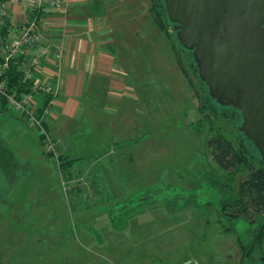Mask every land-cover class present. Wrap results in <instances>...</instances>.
I'll return each instance as SVG.
<instances>
[{
	"label": "rangeland",
	"instance_id": "1",
	"mask_svg": "<svg viewBox=\"0 0 264 264\" xmlns=\"http://www.w3.org/2000/svg\"><path fill=\"white\" fill-rule=\"evenodd\" d=\"M122 2L132 4L133 24L131 32L127 30H131L130 26L121 27L118 37L122 44L132 45V48V40L138 39L136 48H139L132 65L118 59L121 68L129 71L139 88L138 105L128 110L123 131L131 128L132 133H139L138 139L144 140L145 145L155 147L147 164L143 161V167L140 160L133 162L136 169L131 171L127 197L138 191V201L130 199L128 204L133 208L129 212L121 208L116 213L138 214L147 207V213L137 219L151 225L153 233L147 235L150 241L143 240L145 242L136 245L138 249L128 252L144 254L148 252L144 248L152 245L155 250L151 251L152 246L147 250L155 254L156 264H251V257H242V248L248 247L263 221L257 216H253V220L243 216L229 219L221 211L216 186H224L227 192L225 184L233 180L212 162L206 148L207 136L217 132L235 149H241L245 160L250 159L244 153L247 147L251 151L250 144L238 129L239 111L232 105H220L207 98L188 53L180 50L174 39L171 42L165 39L155 25L146 20L148 8L152 6L149 0ZM146 61L148 69L142 67ZM151 63L162 67L165 82ZM156 87L161 89L156 90ZM23 130L37 133L43 154L50 157L54 165H61V160L55 161L45 150L44 138L35 126L9 109L0 110V264H61L67 254L73 258L75 253H80L75 259H81L87 253L85 243L89 241L104 242L106 238L111 241L110 235L104 232L111 229L114 222L104 216L107 203L100 205L102 210L96 212L103 217L93 221L88 214L90 226L85 228L91 231L88 234L81 232L84 223L76 217L72 199L65 197L66 208L61 201L50 202L55 197L51 187L47 190L45 185L42 187L43 209L40 210V204L34 200L39 172L25 160L34 155L24 151L25 146H34V139L19 134L24 133ZM48 132L53 139L51 133L54 132L49 129ZM252 153L257 162V154ZM44 182L50 183V180ZM59 184L66 195L70 188L63 175ZM142 200H146L145 205ZM183 222L190 229L183 228ZM126 236L125 240L133 237L132 234ZM71 243L79 244L78 249L72 250ZM109 257L116 261L113 256ZM252 258H257V254Z\"/></svg>",
	"mask_w": 264,
	"mask_h": 264
},
{
	"label": "crops",
	"instance_id": "2",
	"mask_svg": "<svg viewBox=\"0 0 264 264\" xmlns=\"http://www.w3.org/2000/svg\"><path fill=\"white\" fill-rule=\"evenodd\" d=\"M61 2L62 7L58 10L42 11L38 39L46 48L39 77L53 89L55 102L47 116V123L50 132H54L51 134L61 153V165L57 163L60 168L43 154L37 133H25V130L19 133L34 139V146L24 147L26 153L34 155L25 158L26 162L30 167L33 166L35 172H39L38 179H35L34 200L40 204V210L43 209L41 193L44 185L46 190L51 187L55 191L51 203L61 201L64 207L65 197L72 199L76 205V217L84 223V230H81L84 234L91 233L85 229L90 226L88 214L93 221L103 217L96 212L102 210L100 205L108 204L104 216L114 219V222L111 223V229L104 232L110 235L111 241L109 238L104 242L89 241L85 243L87 253L81 259H75L80 253L74 252L73 258L65 255L61 264H156L155 254L147 250L152 245L144 248L148 251L144 254L129 253L133 248L138 249L136 245L145 242L143 240H149L147 235L153 233L148 221L143 224L137 219L147 213V207L138 214H116L121 208L126 211L133 208L128 204L132 198L139 199L138 191L127 197V188L132 180L131 171L136 169L133 162L140 160V166L143 167V161L147 164L148 156L155 152V147L145 145L144 140L138 139L139 133H132L131 128L123 131L128 110L137 106L139 101L138 83L130 78L129 71L121 68V62L118 61L121 59L132 65L139 53V48H136L138 39L132 40V48V45L122 44L118 37L122 31L119 29L124 25L130 26L131 30H127L132 31V4L122 0ZM8 5L11 9L10 22H21L28 16L11 1H8ZM154 66L165 82L162 67L151 63V67ZM142 67L149 68L147 61ZM160 89L156 87V90ZM0 110H5L2 103ZM62 175L70 188L66 195L59 184ZM45 180H50V183ZM145 201L141 203L145 205ZM183 224V228L190 229ZM130 234L133 237L125 240L128 238L126 235ZM78 245L71 243L70 248L78 249ZM151 248V251L155 250L154 246ZM109 256L116 258V261Z\"/></svg>",
	"mask_w": 264,
	"mask_h": 264
},
{
	"label": "water",
	"instance_id": "3",
	"mask_svg": "<svg viewBox=\"0 0 264 264\" xmlns=\"http://www.w3.org/2000/svg\"><path fill=\"white\" fill-rule=\"evenodd\" d=\"M164 7L210 97L239 110L238 129L264 160V0H164Z\"/></svg>",
	"mask_w": 264,
	"mask_h": 264
},
{
	"label": "built area",
	"instance_id": "4",
	"mask_svg": "<svg viewBox=\"0 0 264 264\" xmlns=\"http://www.w3.org/2000/svg\"><path fill=\"white\" fill-rule=\"evenodd\" d=\"M8 1L28 16L21 22H10ZM61 7V0H0V97L6 109L36 127L44 138L45 150L55 161H58L59 152L45 126L55 101L52 86L39 77L46 48L38 39L42 11ZM19 61L22 62L21 76L12 87L7 73L11 63Z\"/></svg>",
	"mask_w": 264,
	"mask_h": 264
},
{
	"label": "trees",
	"instance_id": "5",
	"mask_svg": "<svg viewBox=\"0 0 264 264\" xmlns=\"http://www.w3.org/2000/svg\"><path fill=\"white\" fill-rule=\"evenodd\" d=\"M151 7L148 8L149 20L151 25L155 27L163 34L164 38L171 42L177 43L180 50L188 53L193 64L196 75L197 64L192 58L191 51L184 49L176 39L175 32L172 30V24L167 18V14L164 7V0H149ZM22 62L11 63L7 78L10 86H14L17 83V79L21 76L20 66ZM200 84L202 85L203 91L209 100H214L210 97L205 83L198 77ZM0 103L4 104L2 97H0ZM239 111V110H238ZM240 115V112H239ZM241 120V117H240ZM46 128L49 129L48 124H45ZM242 134V133H241ZM247 142L250 144L251 151L246 149L244 152L249 156V160H245L242 156L243 152L241 149H235L231 143L223 137L221 133H211L206 139L207 154L211 158L212 162L224 173H226L232 183L225 184L228 187L226 192L224 186H216L218 193L220 194V209L231 218H238L240 216L253 220V216L261 218L263 221L262 226H259L256 233L252 236L248 247L243 249L242 257L250 258L251 264H264V160L257 152L248 137L244 136ZM244 151V150H243ZM257 154V162L254 159V154ZM49 155H51L49 153ZM59 160L62 161L61 154L58 156ZM253 160L258 163L254 165ZM227 176V177H228ZM224 187V189H223ZM228 195V196H227ZM253 254H257V258H252ZM241 257V258H242Z\"/></svg>",
	"mask_w": 264,
	"mask_h": 264
}]
</instances>
